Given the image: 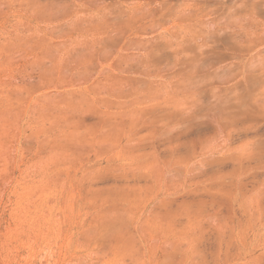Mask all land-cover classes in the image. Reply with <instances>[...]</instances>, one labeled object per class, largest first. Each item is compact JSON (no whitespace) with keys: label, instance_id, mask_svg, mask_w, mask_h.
Returning a JSON list of instances; mask_svg holds the SVG:
<instances>
[{"label":"rangeland","instance_id":"374dc122","mask_svg":"<svg viewBox=\"0 0 264 264\" xmlns=\"http://www.w3.org/2000/svg\"><path fill=\"white\" fill-rule=\"evenodd\" d=\"M0 264H264V0H0Z\"/></svg>","mask_w":264,"mask_h":264}]
</instances>
